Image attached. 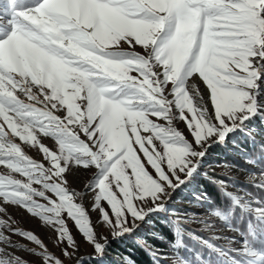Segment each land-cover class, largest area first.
I'll return each instance as SVG.
<instances>
[{"label": "snow or ice", "instance_id": "snow-or-ice-1", "mask_svg": "<svg viewBox=\"0 0 264 264\" xmlns=\"http://www.w3.org/2000/svg\"><path fill=\"white\" fill-rule=\"evenodd\" d=\"M262 91L264 0H0V166L9 170L0 200L54 225L64 259L31 231L4 220L0 228L39 246L27 250L42 264H82L62 213L93 253L104 237L74 202L66 173L93 172L88 188L103 223L122 234L129 217L142 219L192 177L211 145L249 136L254 115L264 124ZM0 243L15 247L3 231Z\"/></svg>", "mask_w": 264, "mask_h": 264}, {"label": "rangeland", "instance_id": "rangeland-1", "mask_svg": "<svg viewBox=\"0 0 264 264\" xmlns=\"http://www.w3.org/2000/svg\"><path fill=\"white\" fill-rule=\"evenodd\" d=\"M199 82L202 85V82ZM197 86L199 87V85ZM169 98L171 99V97ZM257 101L264 102V91L258 94ZM173 111L176 112L175 109ZM174 126L187 135L184 122L176 119ZM246 127L250 132V135L247 136L250 145L259 146V149L264 152L262 146L264 124L261 123V116H252L250 121H246ZM229 135V138L223 143L211 145L198 164L197 172L192 177L185 179L184 183L167 191L155 207L143 213L142 219L133 220L129 217V227L122 234H112V230L103 223L101 213L96 207L95 196L97 193L88 188V185L93 182V172L74 170L66 173V186L70 193L75 194L74 202L84 208L94 230L104 237L103 251L93 253L92 248L82 239L74 221L67 216L66 212L62 213L66 225L80 244L82 259L88 257L108 264L110 258L116 264H133L127 258L113 255L108 251V246L112 242L120 241L123 244L127 240L135 239L140 242V246L148 250L150 255L160 258L164 262H172L171 264H264V206L260 208L252 206L250 199L252 193L249 194L244 189L245 186L253 183L261 185L258 183L264 181V169H261L264 165L259 163L264 159V154L259 150L250 157L246 151H241V144L238 141L240 132ZM41 141L50 147L55 145L54 139L51 137L41 136ZM22 146L31 158L44 163L46 167L48 166L38 148ZM219 146L221 150L217 149ZM8 174L9 170L0 166V175ZM13 175L23 179L19 174ZM200 177L216 182L220 186L219 188L231 197L232 207H228V210L238 213L234 205L237 203L242 205L245 214L244 221L239 222L231 216H227L224 210L213 208L209 198L197 193ZM222 178L227 181H221ZM34 187L39 188L40 186L34 185ZM47 195L55 199L52 193H47ZM37 199L40 203H47L40 198ZM0 207L5 209L4 212H0V220H4L12 229L31 231L41 239L51 253L64 259L61 255L63 245L59 244L56 239L57 233L54 225L46 224L21 206L5 204L0 200ZM101 207L111 214L110 206L106 202L102 201ZM156 217L170 221L176 235L172 243L168 242L167 249L158 252L145 240V236L156 238L151 231L152 221ZM250 217L254 224L250 223ZM258 222L260 225H257ZM0 231L10 237L15 244V247H9L0 243V249H3L0 251V259L19 257L24 264H42L40 257L27 250L32 248L37 252L41 251L34 242L28 241L8 229L0 228ZM252 233H255V238L251 235ZM245 241L248 243L245 244ZM65 264H76V261L75 259L65 260Z\"/></svg>", "mask_w": 264, "mask_h": 264}, {"label": "trees", "instance_id": "trees-1", "mask_svg": "<svg viewBox=\"0 0 264 264\" xmlns=\"http://www.w3.org/2000/svg\"><path fill=\"white\" fill-rule=\"evenodd\" d=\"M242 134L238 135V141L241 144V151H246L250 157L253 156L255 152H260L264 154V152L259 149V146L250 145V142L247 139V136L244 135V137L241 136ZM262 146L264 147V143H262ZM220 149V146L217 148ZM264 149V148H263ZM264 151V150H263ZM228 157V156H227ZM259 163H262L264 165V159L259 161ZM260 169V168H257ZM264 169V166L261 168ZM223 182H226L227 179L222 178ZM198 189L196 190L197 193L202 194L203 197H207L210 199V204L213 208L224 210L225 213H227V216H231L233 219H236L239 222L244 221L245 214L243 213V206L237 203V205H234L235 209L238 211V213H234L230 210H228V207H232V199L231 197L224 192L222 189H220L219 185L216 182L209 181L207 179L201 178L198 180ZM257 184V183H256ZM258 184L261 185H255L250 184L249 186H245L244 189L247 193L251 194V204L254 207H262L264 206V181L260 182ZM258 196L257 198H255ZM242 210V211H241ZM263 219V218H261ZM249 222V220H248ZM152 236H145V240L149 242L153 248L158 251H163V249L168 248V242L172 243L174 239L176 238L175 230L173 228V224L170 221L165 220L162 217H156L152 221ZM250 223H253L252 218L250 217ZM257 225H260V222H258ZM160 236V238H158ZM108 251L111 252L113 255H117L121 258H127L133 264H171L172 262H164L163 260H160V258L153 257L149 254L148 250L145 249L143 246H140V242L135 239H130L125 241L123 244L120 241L112 242L108 246ZM82 264H103L100 262V260H92L91 258H84L82 259ZM108 264H116L112 259L109 258Z\"/></svg>", "mask_w": 264, "mask_h": 264}, {"label": "bare ground", "instance_id": "bare-ground-1", "mask_svg": "<svg viewBox=\"0 0 264 264\" xmlns=\"http://www.w3.org/2000/svg\"><path fill=\"white\" fill-rule=\"evenodd\" d=\"M197 85H199V86H201V83L198 81V80H196V81H194Z\"/></svg>", "mask_w": 264, "mask_h": 264}]
</instances>
